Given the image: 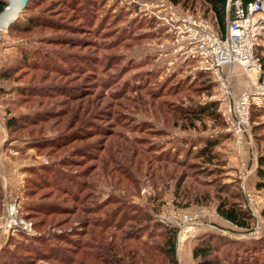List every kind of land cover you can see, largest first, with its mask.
<instances>
[{
  "label": "rangeland",
  "instance_id": "obj_1",
  "mask_svg": "<svg viewBox=\"0 0 264 264\" xmlns=\"http://www.w3.org/2000/svg\"><path fill=\"white\" fill-rule=\"evenodd\" d=\"M8 1L5 0L6 7ZM18 1L20 4L21 0ZM10 2L7 10L12 8V0ZM96 2L99 4V10L94 9L96 15L91 17L93 21L90 22L89 17L82 15L80 8L78 13H73L66 3L59 0H32L27 11L23 10L19 14L15 21L16 25L22 28L27 20L33 17L53 22V26L38 27L31 33H24L22 29L16 27L12 30L0 28V188L3 197L0 205V264L4 262L60 264L56 258L50 260L40 258L30 247L19 248L27 246L26 244L33 245L31 239L39 238L41 233L35 229L34 222L36 224L44 222L39 229L41 232L51 234H59L63 230L74 233H77L76 230H85L84 240L92 238L96 232L91 226L92 217H86L79 212L85 205L76 204L75 194H62L54 201L57 194L49 193L48 190L51 189L43 183L42 188L40 187L42 190L31 200L49 205L55 202L73 214L70 212L64 216H47L46 214L52 212H43L38 215V219L33 217V221L25 217L28 214L26 207L31 204L29 199L27 201L25 198L26 179L33 178V174L27 170L29 168L38 170L53 163L65 164L64 161L68 160L74 150H78V146H85L80 147L85 152L78 154V171L74 167L68 169L72 173L82 172L87 168L93 169L96 164L98 169L92 173L94 199L99 202L98 204L108 202L109 212H116L121 216L123 214L133 220L130 223L124 220L118 228H122L121 232L125 234L122 237L125 238L122 245L126 246L123 264H174L169 259L168 249L164 244V240L171 237L168 229L175 231L171 234L174 235L178 264H196L192 257L193 250L207 236L238 242L260 241L256 245L257 253L248 254L249 259H243L244 257H241L243 254L228 253L225 264H251L249 260H252V264H264V178L258 177L256 172L258 158L264 155V109L252 108L249 116V133L245 135L244 152L236 154L232 135L223 132L227 125L223 116L218 113L220 95L216 84H213L211 90L198 92L199 89L196 88L202 86L200 75L205 74L190 75L189 68L185 67L176 68L173 73H169L163 63L155 61L157 44L164 37L163 30L156 31L154 23L151 28H146L144 20L147 19L121 7V0ZM176 5L180 11L202 16L214 26L213 14L206 13L207 7L203 0H179V4ZM232 11L233 6H230V13ZM81 17L86 18L84 23ZM50 38H73L75 41L91 45L94 52L88 55L97 58L92 64L96 65H94L96 71L86 63L83 68L87 69L63 67L62 76V73L56 70L60 67L57 57L67 55V51L63 49L64 47L61 49L58 46L44 44ZM261 46L257 56L262 62L264 42ZM262 70L264 72L263 64ZM1 73H7L10 77L4 79ZM223 73L225 74L224 70ZM228 74L235 98L251 88L249 79L238 65H234ZM110 78L114 80L113 85L104 87ZM259 82H262V78ZM55 86H65L68 89L56 92L53 89ZM78 90L85 95L92 94L91 98H86L92 99L97 106L99 115L91 123L92 130L97 133H101V129L112 130V137L99 141L98 144L97 141H86L63 150L54 149L51 146L53 144L48 143L50 148L56 151L52 154L43 142L62 136L65 128L73 122V115L64 113L55 117L46 113L66 110L67 106L59 107V104L67 99L72 101L70 96L73 94L78 96ZM102 92H120V96L124 98L120 101L115 98L113 107L107 108L106 103L109 101L101 97ZM125 98L130 102H126ZM72 102L70 105L78 104ZM170 103L176 108L190 109L214 104L217 119L214 116L211 118L203 115L202 121L194 122L195 128L183 129L181 125L186 123L176 122L178 120L175 112L167 106ZM118 104H121V108L117 107ZM253 111L257 114L254 115ZM36 114L44 116L43 120L35 117ZM12 116L18 119L35 117V120L43 123L35 129L8 132L5 121ZM59 120L60 123L57 124ZM76 121L77 119L74 121V131H78L81 126ZM118 135L123 139L118 138ZM205 140L219 142L215 149L217 159L210 165L201 161L189 163L196 164L203 170L206 176H200L198 181L207 183L203 185L204 187H197L198 183L195 184L188 177L185 184L179 186L181 174L185 177L189 171L179 167L180 165L164 164L165 156L178 154L179 162L190 161L192 154L198 150L191 146L196 145L199 148ZM128 142L134 143L133 152L124 154L131 165L126 162L130 169L127 170V166L120 169L111 162L106 171L102 166V157L106 158L105 154L110 152L115 160L121 159L118 154H123V151L119 150V146L124 145L126 149L130 145ZM102 146L105 149L103 152ZM92 147L100 149L90 151ZM189 152L191 156L188 157ZM126 160L122 163L125 164ZM108 171H111V177L106 175ZM259 183L261 187H258ZM225 185L239 195L240 207L246 213L249 212L245 208L249 200L253 210L259 215L260 222H257L249 212L247 214L250 218V227L242 229L217 214L219 201L216 191L218 187ZM187 186L194 189H188ZM88 191L85 190L83 193L86 194ZM205 192H208V195H204ZM245 195H249L250 198L246 199ZM222 196L225 197L224 194ZM174 213L195 216L201 225L189 232L186 230L180 232L176 223L172 221L166 224L161 219L162 216L179 222V219H173ZM20 218L31 226L30 229L35 234L29 235L28 230H24L21 225L18 227L17 221L20 222ZM52 218H54L52 225L65 220L63 229H53L54 227L50 225ZM115 231L113 234L106 233L105 244L109 245L108 241H111L114 234L118 236L119 232ZM48 237L46 234L44 238ZM213 243L222 245L217 239H214ZM63 246L70 252L73 250L68 249L69 244ZM225 250L226 247L220 248V257L226 254ZM114 252L116 260L121 257L118 248L110 255H114ZM67 256L70 255L66 252L61 255L62 258ZM7 257L16 260L9 262ZM76 257L78 263V256Z\"/></svg>",
  "mask_w": 264,
  "mask_h": 264
},
{
  "label": "trees",
  "instance_id": "obj_2",
  "mask_svg": "<svg viewBox=\"0 0 264 264\" xmlns=\"http://www.w3.org/2000/svg\"><path fill=\"white\" fill-rule=\"evenodd\" d=\"M97 0H59L61 3H66L68 8L73 13H78V9H81L82 15L89 17L90 22L93 21L91 17H95L96 14H94V9L99 10L96 2ZM174 4H179V0H172ZM244 5L248 3L249 0H241ZM32 3V0H28L26 3V6L24 8L25 11L28 8V6ZM203 3H205V6L207 7L206 13H212L214 22V27L217 28L216 30L220 33L221 36H224L226 33V27H227V0H203ZM6 2L5 0H0V13L5 9ZM78 17V15H77ZM84 20L85 17H81ZM148 20V19H147ZM144 20V24H146V28H151L153 26V22L151 20ZM53 22H48L47 20H40L39 18H29L25 24L24 27L20 28L16 25V22L11 24L8 29L12 30L14 27L22 29L24 33H31L34 29H37L38 27H49L53 26ZM84 26V24H82ZM65 27V26H64ZM63 28V27H62ZM65 29V28H64ZM75 30V29H74ZM68 31V30H67ZM139 41V38L137 42ZM43 43V42H42ZM44 44H48L49 46H58L59 48L65 49L67 51V55L57 57L60 62V67H57L56 70H58V73H62L63 67L65 68H80V69H87L83 68L85 67L86 63L90 67H92L93 71L95 69V66L92 64L97 61V58H94L92 53L94 50H91V45L89 46L83 41H75L73 38H66V39H47ZM91 54V55H88ZM56 55V54H55ZM80 55V56H79ZM261 60V59H260ZM110 62V59H109ZM262 64L264 68V57L262 58ZM64 65V66H62ZM79 71V70H78ZM106 70H104L105 72ZM89 75V74H88ZM97 76V74H95ZM62 76L64 74L62 73ZM1 77L4 79H8L10 76L7 73H1ZM201 77V85L197 87L196 89H199L198 92H202L205 90H211V88L214 86L213 82L209 80L210 77L205 75H200ZM56 78V77H55ZM61 79V77H59ZM97 81V80H96ZM114 80L110 78L108 82L105 83V86H111L113 85ZM98 83V82H97ZM96 85V83L94 84ZM96 87V86H95ZM99 88V86H97ZM56 90V92H62V90H67L65 86H55L53 88ZM100 89V88H99ZM105 91V90H102ZM92 91H90L91 93ZM118 92V90H117ZM107 93L102 92L101 96L102 98L107 99L106 101H109L106 103L107 108H112L115 98L118 99V101L122 100L124 97L120 96L119 93ZM82 91L78 90V96L77 94H73L70 96L72 101L78 103V104H72L73 103L70 100H65L59 104V107L67 106L68 108L66 110H58V112L53 113H46L47 115H54L60 116L61 114H67L71 116L73 115L72 119L73 122L69 124L65 128V133L62 136H57L56 139L51 140H45L43 144L45 143L47 145V149L52 154H55L54 149L63 150L67 149L69 146H74L79 143H84L86 141H97V144L99 141H102L104 139L112 137V130H102L101 133H97L92 130V126L97 115V106L94 105V101L92 99H87L86 97L93 96L92 94L85 95ZM120 96V97H119ZM119 97V98H118ZM126 102H130L128 98H125ZM101 103V102H100ZM103 103V102H102ZM133 103V101H131ZM140 104V103H139ZM168 107L172 108V111L175 112L176 115V121L178 122H184L186 124H182L181 127L183 129H192L195 128L194 122L196 120L202 121L203 115L210 116L211 118L214 116L215 119H217V115L214 111L215 105L211 104L210 106L204 107V108H197V109H190L186 107H178L173 106L171 103L167 105ZM57 107V106H55ZM117 107L121 108V104H118ZM259 113V112H258ZM253 114H257L255 111H253ZM35 117H40V120H43L44 116H40V114H36ZM34 118L30 117H23L21 119H18L16 116H12L10 118L6 119V130L8 132H13L18 129L26 130L28 128H38L40 124L43 123V121L35 120ZM77 119L76 122L78 124L80 123L81 126H79L78 131H74V121ZM118 119V118H117ZM91 120V122H90ZM60 123V120L57 122V124ZM85 124V126L83 125ZM91 125V127H90ZM90 129V130H89ZM97 130H99L97 128ZM86 131V132H84ZM124 135V134H123ZM101 137V138H99ZM19 138V137H18ZM118 138L123 139L121 135H118ZM101 139V140H98ZM48 143H51L54 147V149L50 148ZM218 141H206L205 145L200 148L197 152L192 154L191 160H186L184 162H179L177 159V155L171 156L167 154L165 156L166 159H164V164H169L172 166H179L184 168L186 171H189L187 174H181V177L179 179V186L184 185L186 179L189 177L194 181L195 184L198 183L197 187H204L207 182L200 183L198 181V178L200 176H206L204 175L203 170H200L196 164L189 163V162H198L201 161L204 164H212L217 159L218 154L215 152L216 147L218 146ZM128 145L126 149H124V145L119 146V150L122 149L123 154H118L121 158L119 160H115V157L111 156V153L108 152L105 155H107L106 158L102 157V166L105 167L106 171L109 167L110 163L112 162L115 167L123 168V166H127L126 162L128 163L127 158L124 157V154H131L133 152V142H128ZM85 146H78V150H74L73 153L69 156L68 160H65V164H50L48 166L41 167L38 170L35 169H28L27 171L30 172V174H33V178L28 177L26 179V192H25V198L29 199L30 205L26 207V211L28 212L26 219L33 221V217L35 219H38V215L43 212H52L46 214L47 216H59V215H68L71 211H68L66 207L59 206L55 202L53 205L49 204H41L37 203L33 200H31L33 197H35L36 193L38 191H41L42 189V183L44 186H48L51 190L49 193H56L57 195L54 198V201L57 200V197L62 194L69 195L75 194V202L78 203V206H83L82 210H78L81 214L85 215L86 217H92L93 221L91 223V226L95 229V233L92 235V238L84 240L85 237V230L84 231H78L77 233H74L72 231L67 232V230H63L59 234H51V233H45V231L41 232V228L44 222H39L36 224L33 223L35 229L39 231L41 234L39 238L35 237L32 238L31 241L33 245L28 246L29 244H26L27 246L23 247L20 246L19 248H32V252L35 253L37 256H40V258H45L46 260H50L53 258L58 259L57 262H60V264H123L125 256L123 255L126 246L122 245L123 234L122 228L118 229L121 225V223L126 220V222L133 221L132 218H129L127 216H122L119 213L116 212H109L108 207L109 203L104 202L100 203L97 202L94 198L93 190H94V180L92 174L95 170L98 169V166L96 164L92 168H87L86 170H83L82 172H76L72 173L70 171V167H74L78 171V157L79 153H83L85 151H82V148ZM94 149H100L99 147H92L90 151H96ZM101 150L102 152L105 150L102 146ZM100 151V150H97ZM148 151V150H147ZM191 152V151H190ZM190 152L187 154V156H191ZM146 153V151H145ZM134 154V153H133ZM123 160L125 161V164H123ZM133 160V157H132ZM69 161V162H68ZM129 164V163H128ZM130 165V164H129ZM264 155L260 156L258 158V168L256 169L257 175L260 178H264ZM131 166V165H130ZM130 166L127 168V170L130 169ZM103 173L105 171L103 170ZM207 174V172H206ZM109 177H111V171H108L106 173ZM210 175V174H209ZM36 177V179L34 178ZM111 179V178H110ZM114 179V178H113ZM193 183V182H192ZM41 187V188H40ZM218 187V186H215ZM258 187H261V183L258 184ZM188 189H191L192 187L187 186ZM231 187L228 185L221 186V188H217L218 191H216V194L218 195V207H217V214L224 219L225 221L237 226L238 228L246 229L250 227V218L246 212H244L240 207L239 202V195H236V192H232L230 190ZM194 189V188H192ZM36 190V191H35ZM85 190H89L86 194L83 192ZM59 192V193H58ZM83 193V194H82ZM176 193V191H175ZM189 194L192 193L188 192ZM184 194L186 192L184 191ZM204 195H208V192L203 193ZM202 194V196H203ZM225 195L223 197L222 195ZM182 197V196H181ZM222 197V198H221ZM2 190L0 188V205L2 202ZM183 198V197H182ZM43 209V211H42ZM1 211V206H0ZM71 214H73L71 212ZM76 214V211H74V215ZM89 214V215H86ZM45 215V216H46ZM88 219V218H87ZM54 221V218L51 219L50 225L53 226V229H63L62 227L65 226L64 223H66L65 220H62V222L52 225ZM63 223V224H62ZM90 226V227H91ZM117 230L118 236L113 235L111 241H108L109 245L105 244L106 240V233H116ZM170 232V236L167 239L164 240V244L167 246L169 259L174 262V264H178L176 261V252L174 248V235L171 234V232H175L173 229H168ZM48 234V238H44L45 235ZM125 235V234H124ZM27 236V235H25ZM74 238V240H71ZM80 239V240H79ZM214 239H217V241L220 244H214ZM260 242V241H259ZM259 242H238L226 238H216L215 236H207V238L203 239L196 245V247L193 250L192 257L196 261V264H225L226 263V255L232 254L235 252L236 255L243 254L241 257H244L243 259H249L248 254H256L257 253V244ZM69 244L68 249H73L71 252L67 249H64L63 245ZM144 246H147V244H144ZM228 246V247H227ZM221 247H226L225 255L223 254L222 257L219 256V251ZM118 248L120 250L119 258L117 260L114 255H110L111 252L114 251V249ZM64 252L68 253L70 256L68 257H61V255L64 254ZM127 254V253H126ZM134 254V252H133ZM76 256H78V263L76 261ZM112 257V258H111ZM238 257V256H236ZM255 257V256H253ZM9 262H13L14 258L7 257ZM241 259V258H240ZM251 261L252 264V260ZM4 264H7V262H4Z\"/></svg>",
  "mask_w": 264,
  "mask_h": 264
},
{
  "label": "built area",
  "instance_id": "obj_3",
  "mask_svg": "<svg viewBox=\"0 0 264 264\" xmlns=\"http://www.w3.org/2000/svg\"><path fill=\"white\" fill-rule=\"evenodd\" d=\"M120 3L127 11L153 21L156 31L163 30L164 37L157 44V53L169 73L185 67L189 68L190 75L205 74L213 79L220 95L218 113L227 125L223 132L232 135L236 154H243L245 135L250 129V112L252 108L264 109V72L257 56L264 42V0H249L246 5L241 0H227V7L233 6V11L229 14L224 36L209 20L180 11L172 0H121ZM234 65L243 69L251 83V88L237 98L233 95L229 76L223 73L224 67ZM245 198L250 196L245 195ZM245 208L260 222L249 200ZM173 215L179 222L168 217L161 216V219L166 224L176 223L180 232H189L201 225L195 216ZM17 224L28 230L29 235L35 234L21 218Z\"/></svg>",
  "mask_w": 264,
  "mask_h": 264
},
{
  "label": "water",
  "instance_id": "obj_4",
  "mask_svg": "<svg viewBox=\"0 0 264 264\" xmlns=\"http://www.w3.org/2000/svg\"><path fill=\"white\" fill-rule=\"evenodd\" d=\"M10 1H8V6L10 5ZM28 0H21L20 4L16 6L12 11H8V6L0 13V28L2 30H8L9 26L13 24L19 17V14L24 10L26 3ZM230 14V6L227 7V19ZM14 209V208H13ZM15 212V209H14Z\"/></svg>",
  "mask_w": 264,
  "mask_h": 264
},
{
  "label": "crops",
  "instance_id": "obj_5",
  "mask_svg": "<svg viewBox=\"0 0 264 264\" xmlns=\"http://www.w3.org/2000/svg\"><path fill=\"white\" fill-rule=\"evenodd\" d=\"M155 55H157V58H156L155 61H156V62H157V61H158V62H161V63H163V64L165 65V62L162 61V60L158 57V53H157V52L155 53ZM223 70H224L225 74H226L227 76L230 77V75H229L228 73H229V71L231 70V67H230V66L224 67ZM205 143H206V140H205L204 142H202V146H201V147L199 146V148H197L196 145H192L191 148H194V149L196 148V149L199 150L200 148H202V147L205 145ZM198 150H197V151H198ZM197 151H196V152H197ZM8 161H9V160H8ZM255 169H256V167H255ZM18 170H19V169H18Z\"/></svg>",
  "mask_w": 264,
  "mask_h": 264
},
{
  "label": "bare ground",
  "instance_id": "obj_6",
  "mask_svg": "<svg viewBox=\"0 0 264 264\" xmlns=\"http://www.w3.org/2000/svg\"><path fill=\"white\" fill-rule=\"evenodd\" d=\"M21 2V1H20ZM11 3V2H10ZM12 8L11 9H9L8 11H12L13 9H15L16 8V6L17 5H19V1L18 0H12ZM8 9V8H7Z\"/></svg>",
  "mask_w": 264,
  "mask_h": 264
}]
</instances>
